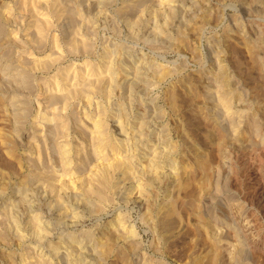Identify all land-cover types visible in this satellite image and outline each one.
<instances>
[{"label": "rangeland", "instance_id": "374dc122", "mask_svg": "<svg viewBox=\"0 0 264 264\" xmlns=\"http://www.w3.org/2000/svg\"><path fill=\"white\" fill-rule=\"evenodd\" d=\"M257 33L264 36V0H0V264H68L73 254L75 264H93L107 233L116 248L101 264H196L217 251L220 264H237L234 230L247 238L246 264H264V54L250 47ZM152 68L147 85L135 87V72ZM80 87L83 94L67 96ZM167 149L175 151L154 167L157 150L161 159ZM118 158L126 165L100 201L85 179ZM171 217L178 220L164 227Z\"/></svg>", "mask_w": 264, "mask_h": 264}, {"label": "bare ground", "instance_id": "6f19581e", "mask_svg": "<svg viewBox=\"0 0 264 264\" xmlns=\"http://www.w3.org/2000/svg\"><path fill=\"white\" fill-rule=\"evenodd\" d=\"M97 1V0H96ZM183 2V1H182ZM106 4V3H105ZM23 6V5H22ZM21 6V7H22ZM106 6V5H105ZM103 8V7H102ZM180 10V9H179ZM34 11V10H33ZM181 12V11H180ZM183 12V11H182ZM181 12V13H182ZM172 14V13H171ZM171 16V15H170ZM192 16V15H191ZM250 19V18H249ZM172 20V19H171ZM45 24H46V22H45ZM238 26V25H237ZM164 27V26H163ZM152 29V28H151ZM258 32V31H257ZM260 34V33H259ZM258 33H257V36H256V34L254 35L255 37L254 38H252V40H251V42H250V47H251V49H252V55H256L257 53L258 54H260V53H263L264 54V36H262V35H259ZM249 47V48H250ZM112 54V53H111ZM261 55V54H260ZM105 56V55H104ZM250 56V55H249ZM118 57V56H117ZM253 57V56H252ZM256 57H258V56H256ZM255 57V58H256ZM261 57V56H260ZM253 59V58H252ZM259 59V58H258ZM257 58H256V60H258ZM254 60V59H253ZM143 61V60H142ZM259 61V60H258ZM251 62V61H250ZM255 63V62H254ZM257 64V63H256ZM259 64H261V61H260V63ZM143 65V64H142ZM256 66V65H255ZM264 66V65H263ZM263 66H261V67H263ZM6 67V66H5ZM101 67V66H100ZM107 67V66H106ZM256 67H259V66H256ZM220 68H222V69H220L219 70V72H217L218 74V78L220 79V81H221V83H222V87H223V89H224V91L223 92H226V94H227V92L229 93L230 92V90L232 89L233 90V88H231V89H228V85H229V79H228V76H227V74H226V70H224V68L223 67H220ZM98 69V68H97ZM107 69V68H106ZM146 69V68H145ZM149 69H151V68H149ZM153 69V68H152ZM227 69V68H226ZM109 70V68L107 69V71ZM125 70V69H124ZM135 70V69H134ZM138 70V69H137ZM137 70H135V71H137ZM111 71V70H110ZM144 71V70H143ZM131 72V71H130ZM155 73H156V69H153V71H152V73H150L149 72V74H148V72L146 71V72H142V70H140L139 69V71L138 72H135V79H134V84L133 85H135V87H136V85H140V86H145V85H147V79L149 78V77H151L152 75H155ZM157 73H158V71H157ZM67 74V73H66ZM112 74V73H111ZM159 74H160V71H159ZM258 74V73H257ZM133 75V76H134ZM132 75H131V77H133ZM264 76V75H263ZM15 77V76H14ZM67 77V76H66ZM102 77V76H101ZM110 77V76H109ZM159 77V76H158ZM98 78V77H97ZM111 78V77H110ZM109 78V79H110ZM153 78V77H152ZM65 79V78H64ZM93 79H95V78H93ZM122 79V78H121ZM133 79H131V80H133ZM66 81H67V78L65 79ZM75 80V79H74ZM92 80V79H91ZM130 80V81H131ZM93 81V80H92ZM96 81V80H95ZM120 82H121V80H120ZM83 84V83H82ZM218 84V83H217ZM93 85V84H92ZM106 85V84H105ZM112 85V84H111ZM118 86V85H117ZM130 86V85H129ZM56 87V86H55ZM117 88V87H116ZM126 88V87H125ZM230 88V87H229ZM70 90V89H69ZM129 90V89H128ZM131 90V89H130ZM130 90H129V92H130ZM144 90V89H143ZM220 90V89H219ZM231 90V91H232ZM83 88L81 89V87H80V89H78L77 88V90H73V92H70V93H65V94H67V96H71V94H73V93H76V95L78 94H80V93H82L83 94ZM87 91V90H86ZM94 91H96V90H94ZM134 91V90H133ZM263 91V90H262ZM67 92V91H66ZM224 94V93H223ZM233 96H234V98L237 100V101H241L242 100V96H241V93H239L237 90H235L233 93ZM62 95V94H61ZM59 96V95H58ZM224 96V95H223ZM230 96H231V94H230ZM54 97V96H53ZM52 97V98H53ZM60 97V96H59ZM75 97V96H74ZM62 98V97H61ZM69 98H71V97H69ZM62 99H64V98H62ZM61 99V100H62ZM129 99V98H128ZM226 99V98H225ZM244 99V98H243ZM262 100H263V98H261ZM128 101V100H127ZM62 102V101H61ZM59 103V102H58ZM142 103V102H141ZM264 103V102H263ZM128 106V105H127ZM126 106V107H127ZM242 106V105H241ZM122 107V106H121ZM130 107V106H129ZM247 107V106H246ZM138 108V107H137ZM249 108V107H248ZM105 109V108H104ZM120 109V108H119ZM155 109V108H154ZM252 109V108H251ZM122 112H126L125 110V108H123V109H120ZM258 110V109H257ZM119 111V110H118ZM157 111V110H156ZM155 111V112H156ZM144 112V111H143ZM160 113V112H159ZM153 114V113H152ZM157 114V113H156ZM161 114V113H160ZM241 114V113H240ZM239 114V115H240ZM143 115V114H142ZM237 115V114H236ZM121 116V115H120ZM119 116V117H120ZM123 117H124V115H123ZM154 117V116H153ZM233 117H235V116H233ZM121 118V117H120ZM125 118H126V115H125ZM144 118V117H143ZM147 118L145 117L144 119H141L142 121H141V123L139 124V126L137 125V123H136V125H137V129H133V131H139L140 132V134L142 133L143 134V132H144V128L146 127V125L149 123V122H147V121H149L148 119L146 120ZM240 119V118H239ZM99 120H101L102 121V119H99ZM236 120V119H235ZM98 122V121H97ZM99 123V122H98ZM259 123V122H258ZM100 124V123H99ZM128 124V123H127ZM256 124V123H255ZM255 124H251L248 128H251L252 130H254V131H257L256 129H257V126L255 125ZM260 124V123H259ZM97 125V124H96ZM97 126H99V125H97ZM129 126V125H128ZM96 127V126H95ZM100 127V126H99ZM99 127H98V129L97 130H100L99 129ZM103 127V126H102ZM250 129V130H251ZM259 129V128H258ZM95 130V129H94ZM93 130V131H94ZM96 130V131H97ZM230 130V129H229ZM229 130H227V131H229ZM246 130H248V129H246ZM95 131V132H96ZM102 131V130H101ZM146 131V130H145ZM159 130H157V132H158ZM166 131V130H165ZM259 131V130H258ZM59 132V131H58ZM168 132V131H167ZM166 132V133H167ZM238 132V131H237ZM240 132V131H239ZM245 132H247V131H245ZM134 133H136V132H134ZM133 133V134H134ZM147 133V132H146ZM162 133V132H161ZM165 133V134H166ZM233 133V132H232ZM248 133V132H247ZM61 134V133H60ZM141 134V135H142ZM168 134V133H167ZM225 134V133H224ZM237 134V133H236ZM250 134V133H249ZM249 134H247V135H249ZM145 132H144V136L143 137H145ZM158 135H160L159 134V132L157 133V135H155L154 134V136H156V137H158ZM164 135V134H163ZM240 134H238V136H239ZM252 135V134H251ZM57 136V135H56ZM93 136V135H92ZM98 136V135H97ZM100 136V135H99ZM98 136V137H99ZM104 136V135H103ZM134 136V135H133ZM137 136V135H136ZM140 136V135H139ZM153 136V137H154ZM263 136V135H262ZM168 137V136H167ZM236 137V138H235ZM234 138H235V140L238 138L239 139V137H237V136H235ZM243 137V136H242ZM245 137V136H244ZM102 138V137H101ZM140 138V137H139ZM233 138V137H232ZM263 138V137H262ZM138 139V138H137ZM149 139V138H148ZM155 138H153L152 140H154ZM165 139H167V138H165ZM165 139H164V142H166L165 141ZM224 139V138H223ZM222 139V141H224ZM237 139V140H238ZM241 139V138H240ZM66 140V139H65ZM131 140V139H130ZM156 140H157V138H156ZM158 140H161L160 139V137H159V139ZM168 140V139H167ZM99 141V140H98ZM137 141V140H136ZM133 142V141H132ZM237 142H239V140L237 141ZM257 142V141H256ZM168 143V142H167ZM224 143V142H223ZM226 143V142H225ZM224 143V144H225ZM107 144V143H106ZM105 144V145H106ZM109 144V143H108ZM108 144H107V146H108ZM129 144V143H128ZM160 144H162V142L161 143H159V145ZM221 144V143H220ZM238 144V143H237ZM72 145V144H71ZM124 145V144H123ZM126 145V144H125ZM144 145V144H143ZM163 145V144H162ZM164 145H165V143H164ZM171 145V144H170ZM97 146V145H96ZM127 146V145H126ZM68 147V146H67ZM149 147V146H148ZM178 148V147H176V146H173V148ZM262 147V146H261ZM113 148V147H112ZM141 148V147H140ZM154 148V147H153ZM167 148H168V146H167ZM220 148V147H219ZM218 148V149H219ZM264 148V147H263ZM98 149V148H97ZM157 149V148H156ZM155 149V150H156ZM159 149V148H158ZM165 149H166V147L165 148H163V150L165 151ZM65 150V149H64ZM142 150V149H141ZM153 150V149H152ZM151 150V151H152ZM162 150V151H163ZM168 150V149H167ZM174 149H172V150H168V154L166 155V157L164 156V157H162L161 159L159 158V157H161L162 156V152H160V150H159V152H158V150H157V152L156 151H154V152H156L157 153V155L158 156H156V153H155V156H154V158L156 159L155 161H154V163H151L152 165L153 164H158L159 165V161H161L162 159L164 160V158L166 159V158H169V156H171V155H169V154H171V153H173L172 151H173ZM178 150V149H177ZM59 151V150H58ZM83 151V150H82ZM163 151V152H164ZM175 151V150H174ZM39 152V151H38ZM80 152H81V150H80ZM131 152V151H130ZM134 152V151H133ZM154 152H153V154H154ZM60 153V152H59ZM90 153V152H89ZM104 153H105V151H104ZM128 153H129V151H128ZM151 153V152H150ZM83 154H84V152H83ZM90 155H92L93 156V152L90 154ZM165 155V154H164ZM78 156V155H77ZM101 156V155H100ZM121 156V155H120ZM216 156V155H215ZM260 156H262V155H260ZM141 157V156H140ZM151 157V156H150ZM158 157V158H157ZM263 157H264V155H263ZM61 158V157H60ZM78 158V157H77ZM84 158V157H83ZM92 158V157H91ZM114 158V157H113ZM153 158V159H154ZM219 158V157H218ZM64 159H66V157H64ZM119 159V158H118ZM125 159V158H124ZM123 159V160H124ZM140 159V158H139ZM157 159H158V161H157ZM39 160V159H38ZM59 160V159H58ZM92 160H94V159H92ZM123 160H121V159H119V160H115V161H113L112 163H108L107 165H102L103 167H102V169H101V171L100 170H96L97 172H98V174L96 175V173H95V177H93L92 176V178L89 180V179H85L86 180V182H88V183H86V184H88V186H90V192H88L90 195L91 194H93L95 197H97V198H99L100 199V201H105V200H108V198H109V190H112L111 189V187H112V181L110 180V178H111V176L113 175V173L116 171V170H119V169H122L123 168V166L124 165H126V161H123ZM150 160V159H149ZM217 160V159H216ZM219 160V159H218ZM202 161L203 160H201V163H202ZM206 161V160H205ZM222 161V160H221ZM57 162V161H56ZM62 162V161H61ZM87 162V161H86ZM146 162V161H145ZM151 162V161H150ZM152 162H153V160H152ZM159 162V163H158ZM166 162V161H165ZM93 163V162H92ZM101 163V162H100ZM147 163H149V162H147ZM169 163H171V162H169ZM69 163H67V165H68ZM89 164V163H88ZM102 164V163H101ZM128 164V163H127ZM146 164V163H145ZM210 164V163H209ZM209 164L207 163V162H203L202 163V169H204V173L206 174L207 172H208V170H209ZM34 165V164H33ZM58 165H60V164H58ZM63 165V164H62ZM147 165V164H146ZM158 165H153L154 167H156V166H158ZM162 165V164H161ZM195 165V164H194ZM128 166H129V164H128ZM144 166V165H143ZM69 167V166H68ZM99 167H101V166H99ZM130 167V166H129ZM132 167V166H131ZM146 167V166H145ZM144 167V168H145ZM158 167H160V166H158ZM162 167H164V166H162ZM70 168V167H69ZM83 167H81L80 169H82ZM86 168V167H85ZM85 168H83V171H84V169ZM88 168V167H87ZM90 168V167H89ZM95 168V167H94ZM153 168V167H152ZM157 168V167H156ZM130 169V168H129ZM159 169V168H158ZM163 169V168H162ZM92 170V169H91ZM147 170V169H146ZM46 171V170H45ZM79 171V170H78ZM95 171V170H94ZM127 171V170H126ZM136 171V170H135ZM148 171V170H147ZM150 171V170H149ZM163 171V170H162ZM198 171V170H197ZM211 171V170H210ZM87 172V171H86ZM118 172V171H117ZM145 172V171H144ZM88 173V172H87ZM152 173V172H151ZM157 173V172H156ZM172 173V172H171ZM209 173V172H208ZM65 174V173H64ZM79 174V173H78ZM86 174V173H85ZM90 174V173H89ZM158 174V173H157ZM199 174V173H198ZM201 174V173H200ZM73 175V174H72ZM75 175H76V173H75ZM88 175V174H87ZM94 175V174H93ZM128 175V174H127ZM145 175V174H144ZM144 175H142L143 177H144ZM147 175V174H146ZM149 175V174H148ZM185 175V174H184ZM183 175V176H184ZM207 175H209V174H207ZM63 176V175H62ZM79 176H82V174L81 175H78V177ZM91 175H89L88 176V178L90 177ZM130 176V175H129ZM161 176V175H160ZM163 176V175H162ZM167 176V175H166ZM182 176V177H183ZM212 175H210V177H211ZM126 177V176H125ZM156 177V176H155ZM163 177H165V176H163ZM171 177V176H170ZM207 177V176H206ZM84 178V177H83ZM113 178V177H112ZM152 178H153V175H152ZM208 178V177H207ZM79 179V178H78ZM80 179H81V177H80ZM155 179V178H154ZM74 180H76L75 179V177H74ZM88 180V181H87ZM142 180V179H141ZM152 180V179H151ZM207 180V179H206ZM68 181H70V180H68ZM71 181H73V179H71ZM166 181V180H165ZM183 181V180H182ZM75 182V181H74ZM78 182V180L76 181V183ZM84 182V181H83ZM123 182H125V180L123 181ZM71 183V182H70ZM143 183V182H142ZM180 183V182H179ZM182 183V182H181ZM181 183H180V185H178L177 184V186H181ZM209 183V182H208ZM80 184V183H79ZM70 186H71V184H69ZM81 185H82V182H81ZM116 185H117V183H116ZM165 186V188H168V187H170V185H171V182L169 183V181H167V182H165V184H164ZM207 185V184H206ZM35 186V185H34ZM75 186V185H74ZM74 186H72V187H74ZM85 186V185H84ZM83 186V187H84ZM140 186V185H139ZM147 186V185H146ZM50 187V186H49ZM61 187V186H60ZM59 187V188H60ZM87 187V186H86ZM117 187V186H116ZM138 187V186H137ZM136 187V188H137ZM186 187V186H185ZM191 188H192V186H190ZM32 188V187H31ZM75 188V187H74ZM120 188V187H119ZM139 188V187H138ZM137 188V189H138ZM178 188V187H177ZM52 189L54 190L55 189V186H52ZM72 189V188H71ZM81 189V188H80ZM87 189V188H86ZM142 189V188H141ZM145 189V188H144ZM149 189V188H148ZM181 189V188H180ZM190 189V188H189ZM196 189V188H195ZM207 189V188H206ZM208 189H210V188H208ZM1 190V189H0ZM88 190V189H87ZM139 191H140V189H138ZM152 190H153V187H152ZM177 190V189H176ZM58 191H59V189H58ZM57 191V192H58ZM127 191V190H126ZM155 191V190H154ZM203 191H205V189L203 190ZM84 192V191H83ZM111 192V191H110ZM151 192V191H150ZM190 192V191H189ZM195 192V191H194ZM197 192V191H196ZM27 193V192H26ZM62 193V192H61ZM140 193H142V191L140 192ZM139 193V194H140ZM147 193V192H146ZM184 193V192H183ZM58 194V193H57ZM82 194V193H81ZM86 194V193H85ZM186 194V193H185ZM217 194V193H216ZM2 195V194H1ZM129 195V194H128ZM131 195V194H130ZM156 195V194H155ZM188 195V194H187ZM92 196V195H91ZM93 196V197H94ZM185 196V195H184ZM26 196H24V198H25ZM76 197H78V199H81L83 202H84V205H86V206H88L90 209H95V208H97L96 206H95V202H93L92 200H91V197L89 198L87 195H84V194H82V195H76ZM130 197V196H129ZM138 197H139V195H138ZM147 197V196H146ZM172 197V196H171ZM49 198V197H48ZM57 198V197H56ZM73 198V197H72ZM143 198V197H142ZM148 198V197H147ZM153 198V197H152ZM156 198V197H155ZM227 198V197H226ZM19 199V198H18ZM23 199V198H22ZM19 200V202H21V201H24V200ZM41 199V198H40ZM58 199V198H57ZM110 199V198H109ZM171 199V198H170ZM169 199V200H170ZM230 199V198H229ZM55 200V199H54ZM68 200V199H67ZM74 200V199H73ZM76 200V199H75ZM146 200V199H145ZM190 200V199H189ZM26 201V200H25ZM60 201H61V199H60ZM80 200H78V202H79ZM81 201V202H82ZM129 201V200H128ZM143 201V200H142ZM148 201V200H147ZM177 200H175V202H176ZM18 202V201H17ZM63 202V201H62ZM74 202V201H73ZM102 202V203H103ZM151 202V201H150ZM169 202H172V201H169ZM50 203V202H49ZM179 203V202H178ZM48 204V203H47ZM46 204V205H47ZM53 204V203H52ZM58 205H59V203H57ZM65 204V203H64ZM149 204H151V203H149ZM177 204V203H176ZM29 205H31V204H29ZM45 205V206H46ZM51 205V204H50ZM49 205V206H50ZM60 205H61V202H60ZM63 205V204H62ZM77 205V204H76ZM187 205V204H186ZM21 206V205H20ZM64 206V205H63ZM100 206V205H99ZM150 206V205H149ZM174 206V205H173ZM51 207V206H50ZM57 207V206H56ZM62 207V206H61ZM66 207V206H65ZM176 207V206H175ZM74 208V207H73ZM85 208V207H84ZM103 208V207H102ZM102 208H101V210H102ZM14 209V208H13ZM65 209V208H64ZM150 209H152L151 207H150ZM174 209V208H173ZM207 209V208H206ZM67 210V209H66ZM211 210V209H210ZM89 211V210H88ZM92 211V210H91ZM171 211V210H170ZM173 211V210H172ZM18 213H20V212H18ZM69 213V212H68ZM71 213V212H70ZM94 213V212H93ZM97 213V212H96ZM163 213V212H162ZM173 213V212H172ZM218 213H220V212H218ZM49 214H51V211H49ZM60 214V213H59ZM146 214V213H145ZM170 214V213H169ZM173 214H175V213H173ZM78 215V214H77ZM171 216H172V214H170ZM170 215H168V216H170ZM178 215V214H177ZM177 215L175 216V217H177ZM173 217H174V215H173ZM57 218V217H56ZM178 218V217H177ZM177 218H173L172 219V217H171V219L169 218V222H166V223H164L165 225H164V227L166 226V228H169L170 226H172V225H174L175 224V221H174V219H177ZM15 219V218H14ZM33 219V218H32ZM211 219V218H210ZM127 220V219H126ZM178 220V219H177ZM33 221H35V220H33ZM72 221H74V220H72ZM80 221V220H79ZM204 221V220H203ZM202 221V222H203ZM232 221V220H231ZM54 222V221H53ZM64 222V221H63ZM120 222H121V220H119V221H115V225L116 226H114V227H116L117 229L118 228H120V227H118V226H120ZM205 222V221H204ZM206 222H208V221H206ZM210 223V222H209ZM61 224H62V222H61ZM179 224V223H178ZM177 224V225H178ZM229 224V223H228ZM211 226V225H210ZM231 227V226H230ZM37 228V227H36ZM71 228V227H70ZM123 228H124V226H123ZM160 228V227H159ZM161 228L163 229V227L161 226ZM172 228H174V227H172ZM240 228V227H239ZM61 229H67L66 227H64V225H63V228H61ZM112 229H113V227H112ZM131 229V228H130ZM165 229V228H164ZM170 229H171V227H170ZM233 229V228H232ZM120 230V229H119ZM119 230H117V231H119ZM34 231H36V230H34ZM64 231V230H63ZM113 231V230H112ZM129 231V230H128ZM230 231V230H229ZM235 231V238H236V252H235V254H234V256H233V259H234V261L237 263V264H246V262H245V253L247 252V250H246V239L247 238H245L244 237V235H242L241 234V232L239 231V230H234ZM38 232V231H37ZM40 232V231H39ZM38 232V233H39ZM110 232V231H109ZM205 232V231H204ZM86 233V232H85ZM101 233V232H100ZM118 233V232H117ZM119 233H121V231L119 232ZM126 233V232H125ZM128 233H130L129 235V246L130 245H132L133 246V240L131 239V236H133L132 235V232H128ZM162 233V232H161ZM206 233V232H205ZM160 234V233H159ZM63 235V234H62ZM115 234L113 233H111V234H109V233H107V235L104 237V241L103 242H97V240L95 241V242H97V246H96V248L93 250V251H95L94 253H95V259L96 260H98V261H94L93 262V264H101L100 263V260H103V259H106L105 257H107L109 254H111L112 252H113V250H114V248H116V238H115V236H114ZM197 235V234H196ZM234 235V234H233ZM85 236V235H84ZM117 236V235H116ZM201 237H202V235H201ZM86 238H92V236H90V235H87L86 236ZM118 238V237H117ZM88 239V240H89ZM119 239V238H118ZM117 239V240H118ZM69 240V239H68ZM159 240H160V238H159ZM158 240V241H159ZM162 240V239H161ZM0 241H3L1 238H0ZM156 241V240H155ZM168 241V240H167ZM171 241V240H170ZM123 242H124V240H123ZM81 243V242H80ZM82 243H83V241H82ZM81 243V244H82ZM90 243H91V240H90ZM171 243V242H170ZM208 243V242H207ZM157 244V243H156ZM211 244V243H210ZM210 244H209V246H210ZM213 244V243H212ZM214 245V244H213ZM212 245V246H213ZM220 245V244H219ZM208 246V247H209ZM75 247V246H74ZM161 247V246H160ZM122 248V247H121ZM214 248V247H213ZM156 249H157V247H156ZM221 249V248H220ZM220 249H218V250H220ZM209 250V249H208ZM222 250V249H221ZM79 251V250H78ZM82 251V250H81ZM115 251H119V250H115ZM131 251V250H130ZM209 251H211V250H209ZM217 251V249H215V252ZM57 252V251H56ZM80 252V251H79ZM86 252V251H85ZM91 252V251H90ZM124 252H126V251H124ZM213 252V251H212ZM78 253V252H77ZM23 254V253H22ZM200 254V253H199ZM74 255V254H73ZM67 256V258H68V260H67V262H68V264H73L74 263V261H76V263H77V257H74V256ZM77 255V254H76ZM79 255H82V253H79ZM122 255V254H121ZM125 256V255H124ZM198 257V256H197ZM205 257V256H204ZM78 258H80V257H78ZM122 258V257H121ZM203 258V257H202ZM206 258V257H205ZM208 259V258H207ZM221 258H220V253H219V251H217V253H216V255L215 254H213V258L211 257V260L209 259V261H207V262H204L203 261V259L202 260H198L197 262H196V264H220V262H219V260H220ZM119 260V259H118ZM104 261V260H103ZM120 261V260H119ZM125 262V261H124ZM193 262V261H192ZM64 263V262H63ZM66 263V262H65ZM67 264V263H66ZM75 264V263H74ZM79 264V263H78ZM80 264H83L82 262L80 263ZM155 264V263H154Z\"/></svg>", "mask_w": 264, "mask_h": 264}]
</instances>
